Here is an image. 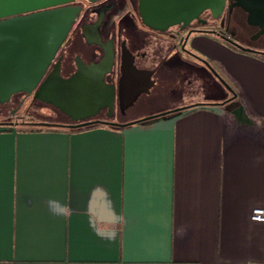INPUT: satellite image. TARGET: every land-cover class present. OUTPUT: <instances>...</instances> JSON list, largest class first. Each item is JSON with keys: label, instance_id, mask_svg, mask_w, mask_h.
<instances>
[{"label": "crops", "instance_id": "obj_1", "mask_svg": "<svg viewBox=\"0 0 264 264\" xmlns=\"http://www.w3.org/2000/svg\"><path fill=\"white\" fill-rule=\"evenodd\" d=\"M202 29L181 56L206 61L227 97L124 126L0 124V264H264V221L250 219L264 208V46ZM94 37L92 62L113 41L112 69L124 35Z\"/></svg>", "mask_w": 264, "mask_h": 264}, {"label": "water", "instance_id": "obj_2", "mask_svg": "<svg viewBox=\"0 0 264 264\" xmlns=\"http://www.w3.org/2000/svg\"><path fill=\"white\" fill-rule=\"evenodd\" d=\"M73 2L74 0H0V104L9 102L11 97L18 93L31 95L32 100L51 103L71 115L73 122L61 124L69 128L84 127L97 122L124 126L130 122L148 120L157 115H167L189 107L180 106L124 123L88 119L89 116L86 114L79 115L68 109L70 101L67 98L72 91L78 89L93 94L101 93L97 95L93 115L104 106H107L110 113L115 97L121 101L120 108L124 110L140 92L135 90L136 84H144L141 90L147 91L153 82L152 71L138 69L134 65V55L125 42L121 44L119 83L116 86L105 82L104 75L110 71L115 59L113 41L103 45L104 57L99 62L85 64L77 56V71L63 79L61 58H57V53L81 10V6L72 4ZM235 7L246 13V22L249 25L257 26L255 38L264 33V0H137V14L141 25L161 34L178 26V32L175 34L186 31L184 41L191 33L207 31L190 27L193 20L199 21L203 12L207 11L212 18H218L225 8L230 14ZM211 31L236 47L251 51L231 39V33L228 32L229 36L225 35L227 30ZM202 62L231 92V88L218 72L206 61ZM229 100L231 97L218 104ZM14 111L15 109L11 113Z\"/></svg>", "mask_w": 264, "mask_h": 264}, {"label": "flooded vegetation", "instance_id": "obj_3", "mask_svg": "<svg viewBox=\"0 0 264 264\" xmlns=\"http://www.w3.org/2000/svg\"><path fill=\"white\" fill-rule=\"evenodd\" d=\"M114 3H115V0H108L107 2L105 1V3H103L100 7H92L91 9H88L87 11H83L82 6L74 1L72 4L80 5L81 10L78 16L76 17L75 21L73 22L68 36L66 37L62 46L60 47L57 53V58L58 57L61 58V73L63 75L71 76L73 73L77 71V65H76L77 56L80 57L81 61L84 62L85 64H89L92 62L90 58L93 56L92 51H93V46H95L94 43L90 42L95 39L94 36H91L92 33L94 34L96 32L100 33L104 31H108V32L118 31L120 34L124 35V39L119 40V43H118L119 45L121 42L129 43V41L132 40L133 36H135L136 34H141L143 38L140 40V42H142L143 48L149 45V43L151 42V39L154 38L155 48L152 51V54L150 55L146 54L143 51L144 50L143 48L140 50L134 51L133 53L134 54V61H133L134 65L138 69L152 71L151 79L153 81L147 91L141 90L144 84L142 83L136 84L135 90H140V92L134 99L135 101L136 99L141 98V96H143L144 98L146 96V95H142L144 93L150 94L157 85H161L162 83H164V81H166L167 76H171L172 72L173 73L176 72L174 69L169 68L170 66H166V64L164 65L165 60H168L167 57L172 53H175L174 56L176 54L179 55L184 52L189 54V51H187L185 47L189 37L187 38L186 41H184L186 31L180 32L178 33V35H176L175 33L178 32V26L170 28L167 33L163 34V35H166V37L164 36L162 37V35L157 34V32H152L150 30L142 29L134 17L133 11H131L130 13L131 18L129 17V15L117 17V24L114 21L112 22V24L106 26L105 24L106 9H110L114 7ZM133 4L136 5V0H131L132 9H133ZM211 26L212 27H223V28H219L220 29L219 31L227 30L226 33L227 32L231 33V29L240 28L242 26L245 27V30H247V28L248 29L252 28L250 33L256 32L258 30L257 26L249 25L246 22V13L237 7L233 8L230 14L228 13L227 8H225L222 14L218 18H212L211 14L205 11L200 15L199 21L193 20L190 25V27H196V28H204V27H211ZM85 34H88L90 36V40H85ZM174 40H177V42L175 43ZM163 41L164 43L166 42L168 44L167 50H164L162 48L161 42ZM175 44H177V46ZM182 46L183 48H181ZM171 59L169 60L171 61ZM120 62L121 61H120V56H119L118 62L117 63L115 62L114 67L110 69L108 73H106L107 84L109 85L115 84L117 86V84L119 83V80L121 78ZM144 62H148V63L146 64ZM204 68L208 70L206 66ZM176 75L178 78L177 79L178 83L181 82L182 81L181 74L176 73L173 75V77L175 78ZM182 86H184L183 83H182ZM147 96H150V95H147ZM27 98H29L30 104H34L36 102L42 103L44 105H48L51 109L53 108L55 110L60 111L59 110L60 108L54 106L53 104L40 101L37 99L32 100L31 95H25L24 93H18L14 95V97L13 96L11 97L9 102L0 104V105H4L7 107V104H10L11 101H13V102H16V105L15 104L14 105L17 107L23 104ZM131 104L125 107L124 110H122L120 108L121 101H119L118 97H115L113 101V109L111 110L110 113H108L107 106L99 108L97 113H99V116L102 119L104 118V120L106 121L115 122V123H124V122H127L128 120H138L140 118L151 116V115H157L160 112H162V111H159L156 113H149V114H145L142 116L132 117L131 119L127 120L124 115L129 109V107L131 106ZM28 110L29 108L26 109L27 112ZM101 115H103L104 117H102ZM58 118H61L62 120H64L62 124L63 123L66 124L67 122L72 121L73 119L71 115L65 116L63 114H60ZM97 118L98 116L94 119H97Z\"/></svg>", "mask_w": 264, "mask_h": 264}, {"label": "rangeland", "instance_id": "obj_4", "mask_svg": "<svg viewBox=\"0 0 264 264\" xmlns=\"http://www.w3.org/2000/svg\"><path fill=\"white\" fill-rule=\"evenodd\" d=\"M74 1L82 6L83 11H87L92 7H100L103 3H105V1L107 2L108 0H103L94 4L89 3L86 0H74ZM131 11H133L131 6V0H115L114 7L110 9H106V13H105L106 26L112 24V22L114 21L117 24V17H122L124 15L125 16L129 15L130 17ZM133 14L136 21L141 26L140 21L137 19L136 11L135 12L133 11ZM219 28H223V27H219ZM244 30H245L244 26L240 28H234L231 29V34L237 40L245 39L255 45L264 46V33L255 38L254 37L255 32L250 33L252 28L250 29L247 28V30L245 31ZM91 36H94V34L92 33ZM85 38L86 40H90L89 35H86ZM161 43L164 44V41ZM162 48L164 50H167L168 44L165 43L164 45H162ZM174 54L175 53H172L167 57L168 60H165L164 65L166 64V66H170L169 68L174 69L176 72L173 73L171 71L172 75L167 76L166 81H164V83H162L161 85H157L150 94L144 93L142 94V95H146L144 98L143 96H141V98L136 99L131 104V106L124 115L127 120L136 116H142L149 113H156L163 110H170L176 108L178 105L181 104H187L190 102H196L206 99L214 100L217 99L218 97L224 98L229 96L227 95V89L224 87V85L217 78H214V76L207 69H205L202 66H196V64H194L192 61L188 59L186 60L183 59L181 54L179 55L176 54L175 56ZM169 59H171V61ZM144 63L147 64L148 62H144ZM179 66H182L184 69V71L181 73L179 70L182 67ZM176 73L181 74V78H182L181 82L184 84V86H182L181 82L178 83L177 75L175 78L173 77V75ZM227 84L231 88V85L229 83ZM223 91H224V95H221ZM214 92H216L217 94H213ZM97 95H101V93L97 92V94H93V93L83 92L78 89L74 90L72 91L71 95L69 94V97L67 98L68 101H70L68 109L74 110L76 114L79 115L86 114V116L90 117L93 115L92 110L93 107L95 106V103L97 102L98 99ZM14 104L16 105V102L13 101H11L10 104H7V110L10 112L7 114L0 113V121H14L17 119L38 120L39 118L35 117L36 114L42 113L41 116L47 118L51 117L50 115H52V111H51L52 109L48 105H44L42 103H37V102L34 104H30L29 98H27L26 101H24V103L21 104L20 106L16 107ZM27 108H29L28 112L33 113L35 116L34 115L27 116L25 114V112H27L26 111ZM13 109H15V111L11 113ZM101 116L104 117L103 115ZM54 120H56V117Z\"/></svg>", "mask_w": 264, "mask_h": 264}, {"label": "trees", "instance_id": "obj_5", "mask_svg": "<svg viewBox=\"0 0 264 264\" xmlns=\"http://www.w3.org/2000/svg\"><path fill=\"white\" fill-rule=\"evenodd\" d=\"M142 38H143V36L141 34H136L135 36L132 37V40L129 41V45L131 46L133 51H137V50H140V49L143 48L142 47V42H140V40ZM9 112L10 111L7 110L6 106L0 105V113L7 114ZM28 114L30 116L34 115L33 113H30V112ZM35 117H37L39 119L38 120L37 119L36 120H31V119L23 120L21 122V124H28L30 126H37V127H41V126H56V125L62 124V122L64 121L61 118H57V117H56V120H54L55 117L54 118L53 117L52 118L51 117H49V118L43 117L40 114H36ZM55 121H58V122H55ZM5 122H8V121H0V124H3ZM40 122H48V123H51V124L50 125H44V124H40ZM63 124H65V123H63ZM89 126H93V124L88 125L87 127H89ZM81 128H86V127H81Z\"/></svg>", "mask_w": 264, "mask_h": 264}, {"label": "built area", "instance_id": "obj_6", "mask_svg": "<svg viewBox=\"0 0 264 264\" xmlns=\"http://www.w3.org/2000/svg\"><path fill=\"white\" fill-rule=\"evenodd\" d=\"M250 219L253 221H264V208H254L251 210ZM248 264H258L250 261Z\"/></svg>", "mask_w": 264, "mask_h": 264}]
</instances>
